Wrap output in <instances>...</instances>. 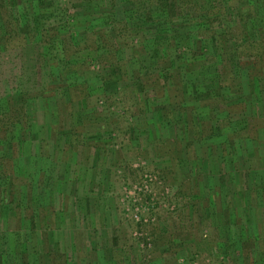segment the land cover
Listing matches in <instances>:
<instances>
[{
	"label": "trees",
	"instance_id": "trees-1",
	"mask_svg": "<svg viewBox=\"0 0 264 264\" xmlns=\"http://www.w3.org/2000/svg\"><path fill=\"white\" fill-rule=\"evenodd\" d=\"M35 1L22 6L19 0H0V53L29 46L35 66L33 74L32 71L29 74L33 76V83L29 81L33 84L31 88L20 86L19 82L11 86L1 80L6 90L0 94V234L3 233L8 248L12 242L15 248L13 251L9 249L10 252L2 249L0 240V264H7L11 254L12 264L41 262L32 251L21 250L23 245L17 247L20 241L13 224L27 216L26 224L29 222L35 227V218L39 217L45 228H49L46 210L34 206L39 192H33L34 185L43 182L40 177L47 172V166L53 168L55 177L58 175L55 174L57 157L51 155L47 158L46 146L71 151L87 125L95 131H84V138L91 136L85 148L100 145L102 136L115 132V128L114 120H110L113 114L96 113L101 107L109 106L108 97L128 90L132 82L141 88H136V97L146 90L148 94L156 95L157 102L164 104H167V98L163 97L166 96L163 90L180 83L188 96L195 97L188 99L184 93L169 102L168 105L173 106L170 110L179 114L190 101L206 98L210 105L209 118L191 124L195 139H187L184 143L186 153L197 138L201 139L205 128L212 131L226 128L231 103L245 104L250 109L255 101L264 100V0ZM235 9L241 18L230 17ZM80 34L81 39L78 38ZM85 53L91 58H84ZM87 62L101 64L106 73L97 81L79 77L89 68ZM113 76L114 80H111ZM50 87H54L52 93L48 92ZM111 87L116 90L112 96L107 93ZM46 91L47 96L53 94L56 106L57 113H52L50 121L55 133H52V139L47 140L46 135L43 139L47 126H42L38 130L43 135L36 140L34 135L38 130L34 129L30 119L36 101ZM161 92H165L164 95ZM218 110L222 113L218 114ZM120 113L125 116L126 110ZM60 133L65 136L63 140L58 135ZM225 142L237 151L240 149L242 159L249 155L243 153L241 142L237 148L233 139ZM33 150L35 155L31 152ZM179 160L183 162L184 159ZM245 164L243 161V166ZM262 182L263 177L258 183ZM176 189L174 214L182 227L169 235H166L167 226L164 229L154 227L155 230L151 231L154 246L161 245L166 250L178 252L184 246L195 245L196 253L200 244L205 243L208 256H222L223 260L230 257L224 264L264 262V221H253L249 226L243 224L232 234V225H241L243 218L233 221L229 209L232 206L227 201L223 218L201 225L200 220L205 218L198 214L201 206L198 204L200 200L193 196L194 190L190 188L185 192L178 185ZM251 189L264 192V183L260 186L254 183ZM244 197L251 212L256 206L264 210V199L257 201L254 196L253 201ZM186 221L190 223L189 227L197 229L190 234L200 235V239H192L191 244L186 237L189 230ZM143 223L144 219L138 221L140 227ZM204 227H219L220 233L216 235L211 231L205 234ZM175 246L180 250L172 249ZM123 249L124 245L118 241L112 245L114 264H127ZM235 251L240 257L234 254ZM61 255L59 250L51 253L50 264H60L57 260ZM142 264L147 262L143 260Z\"/></svg>",
	"mask_w": 264,
	"mask_h": 264
},
{
	"label": "rangeland",
	"instance_id": "rangeland-1",
	"mask_svg": "<svg viewBox=\"0 0 264 264\" xmlns=\"http://www.w3.org/2000/svg\"><path fill=\"white\" fill-rule=\"evenodd\" d=\"M19 1L23 6L35 0ZM67 5L70 6L69 3ZM234 16L241 18L236 9L230 15L232 18ZM49 23L48 21V25ZM82 37L81 34L78 36L79 39ZM32 54L29 46L0 53V94L6 90L1 80H6L11 86H16L19 82L20 86L32 87L33 84L29 82L33 83V76L29 74L31 71L33 74L35 68ZM129 54L131 56L133 52ZM86 55L87 53L84 58H91ZM86 65L89 68L84 74L83 70L79 77L97 81L99 76L106 73V68L103 69L101 64L87 62ZM138 65L139 62L136 67ZM111 80H114V76ZM50 88L48 92L52 93L54 87ZM113 88L107 92L111 96L116 91ZM136 88L141 90L140 86L132 82L128 90L121 91L112 98L108 97L109 106L101 107L96 113H111L113 116L110 120H114L112 122L115 132L104 134L100 145L85 148L91 136L84 138V131H95L87 125L71 151L69 146L67 151L59 147L52 148L51 145L48 149L46 146L44 152L47 158L51 155L58 158L55 168V174L58 175L55 177L53 168L44 166L47 172L40 177L43 182L34 185L33 192H39L34 206L46 210L49 228H45L39 217L35 218V227L29 222L26 224L27 216L13 224L20 241L17 247L23 245L21 250L32 251L40 259L39 264H50L51 253L58 250L62 254L61 259L57 260L60 264H114L111 248L117 241L124 245L123 259L127 264H142L143 260L147 264L227 263L229 256L225 260L222 256H208L205 243L200 244L196 253L195 245L184 246L181 250L178 246L172 248L179 249L178 252L166 250L161 245L154 246V236L151 234L154 227L164 229L167 226L166 235L174 234L182 227L174 214L177 185L185 192L190 188L194 190L195 200H200L198 204L201 210L198 214L207 219L200 220L201 225L206 221L210 223L223 218L227 201L232 206L229 209L232 211L233 221L235 218L236 221L243 218L241 225H232V234L238 232L243 224L249 226L253 221H264L262 208L256 206L251 212L244 202V196L252 198L253 201L254 196L258 198L257 201L264 199V192L251 189L254 183L256 186L264 183H258L261 177L264 178V100L255 101L250 109L245 104L231 103L230 108L228 107L229 123L226 128H215L214 131L209 127L205 128L201 139L197 138L186 153L184 143L187 139L194 138L191 124L209 118L210 105L206 98L199 97L190 101L179 114L171 111L173 106L168 104L176 97L179 99L180 94L185 93L188 96L180 83L166 87L163 90L166 93L161 92L163 95L165 93L166 96L163 97L167 98V104L157 102L154 98L156 95L148 94L146 90L139 92V97H136ZM52 96L53 94L47 96L46 91L42 98H38L34 106L35 112L30 119L36 131L47 126L44 129L47 132L43 136L44 139L46 135L47 140L52 139V133H55L50 127L52 113H57ZM190 96L192 95L188 99L195 97ZM123 110H126L125 116L120 115ZM217 113L221 114L222 111L218 110ZM42 135L38 130L34 139L37 140ZM58 135H61L62 140L65 138L63 133ZM226 139H233L236 148L239 147V142L243 144V153L249 154L245 160L240 156L241 150L238 148L237 151L228 146ZM37 151L41 153V150ZM31 152L36 154L35 150ZM117 157L121 159L118 160ZM179 159L184 160L180 162ZM243 161L246 162L245 166ZM120 164L123 166L120 167ZM34 167L31 166L33 169ZM142 219L144 223L140 227L138 221ZM185 225L189 227L190 223L186 221ZM194 228L189 227L187 232L189 244L192 239H200L197 233L190 234L197 231ZM212 228L204 227L203 232L208 234L213 231L216 235L220 233L219 227L214 230ZM184 230L187 231L185 228ZM0 240L3 243L2 249L9 252V249L14 250L13 242L10 248L6 245L3 233L0 234ZM234 254L238 255L236 251ZM38 258L35 259L39 260ZM12 260L11 254L7 264H12Z\"/></svg>",
	"mask_w": 264,
	"mask_h": 264
}]
</instances>
